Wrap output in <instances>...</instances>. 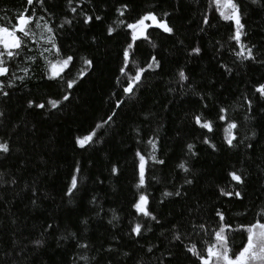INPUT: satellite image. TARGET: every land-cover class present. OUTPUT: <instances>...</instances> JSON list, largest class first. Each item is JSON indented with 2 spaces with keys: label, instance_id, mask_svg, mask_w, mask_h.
<instances>
[{
  "label": "trees",
  "instance_id": "obj_1",
  "mask_svg": "<svg viewBox=\"0 0 264 264\" xmlns=\"http://www.w3.org/2000/svg\"><path fill=\"white\" fill-rule=\"evenodd\" d=\"M235 2L242 10L246 33L242 42L255 46L257 62H233L235 42L229 37L234 26L219 17L210 0H73L76 14L69 11L67 0H45L43 8L34 0L30 11L56 27L58 46L74 57L62 73L74 81V88L67 89L66 81L47 79V66L39 58L42 44L31 46L33 50L12 65L16 77H24V69H29L23 82L0 78V83L15 85L4 89L10 97L0 96V142L11 146L6 158L0 156V173L4 174L0 181V264H85L82 253L94 256L95 264H199L185 248L196 244L203 250L213 241L219 222L216 209L230 225L226 235L233 251L246 242L241 225L264 217V102L255 92L258 83H264V64L259 63L264 59V0ZM122 4L128 10L119 17L116 9ZM24 7L26 0H0V25L14 23ZM147 11L158 16L169 13L163 18L174 35L150 29L156 47L137 42L126 72L134 75L139 67L145 72L133 95L125 96L122 88L127 79L119 69L127 29L116 21L119 17L132 22ZM80 12L102 19L84 25ZM205 16L211 26L203 23ZM65 19L72 24L59 28ZM108 27L115 29L112 36L107 34ZM196 47L201 49L199 55L192 51ZM27 56L37 59L33 63ZM152 56L161 61V68H148ZM81 57L93 60L94 67L84 66ZM221 64L231 68V74ZM180 70L189 76L188 81H179ZM65 93L69 101L62 99ZM245 98L252 101L251 113ZM30 99L46 107L29 109ZM48 99H59L60 107L51 109ZM221 107L227 109L225 121L218 119ZM197 114L213 123L212 133L195 125ZM246 115H250L248 120ZM108 116L113 119L105 123ZM228 122L238 124L234 134L237 140L243 139L234 149L225 142ZM93 129L97 137L92 144L85 149L75 145L78 136ZM204 138L217 150L204 144ZM149 140L156 143L155 151ZM188 144L194 145L196 156L188 154ZM249 144L252 147H246ZM136 151L148 161L144 189L137 188ZM150 155L165 164H154ZM181 162L190 169L188 173L177 167ZM230 170L244 174L243 187L227 176ZM73 175L78 186L69 197L65 192ZM185 177L192 180L191 185ZM237 187L242 199L220 195L221 189ZM177 189L181 196H163ZM141 192L149 197L160 224L136 215L132 205ZM114 214L117 219L110 224ZM137 222L142 237L130 232ZM49 224L53 227L48 228ZM173 224L179 227L182 242L169 243L168 229ZM70 232L89 245L87 250L78 249L75 240L61 239ZM36 240L42 241L40 247L34 244Z\"/></svg>",
  "mask_w": 264,
  "mask_h": 264
},
{
  "label": "snow or ice",
  "instance_id": "obj_2",
  "mask_svg": "<svg viewBox=\"0 0 264 264\" xmlns=\"http://www.w3.org/2000/svg\"><path fill=\"white\" fill-rule=\"evenodd\" d=\"M37 2L43 8L45 0H37ZM253 4H256L258 0H251ZM67 4L70 6L69 11L71 13L76 14L78 12L77 7L72 6L73 0H67ZM210 4L215 5V10L218 13L219 17L226 22H231L234 26V32L230 35L229 39L234 41L235 44L232 46V51L234 52V63H239L244 65L246 62H257L258 57L255 54L254 48L255 46H249L242 42V37L246 35L244 32V25L241 23L242 18V10L240 5L235 2V0H210ZM27 7H24L22 11L16 13L15 22H10L5 25H0V78L10 77L11 79H19L21 82L24 81L25 77L28 75L29 69L26 67L24 69V77H16L13 74L12 65L18 60L23 58L27 52H31L33 49L31 46L42 44L44 47L41 50L40 57L44 60L47 66V72L45 73L46 77L50 81L59 80L61 83L66 81V88L73 89L74 81L71 79H67L62 73H64L65 69H68L70 65L73 64L74 57L73 55H66L63 53L61 47L57 44V35H56V27L50 26L49 22L45 19L43 15L36 18L35 11H30L31 7L34 5V0H26ZM128 10L127 4H122L116 11L119 13V17H123L125 11ZM81 18V22L84 25H89L95 21H101L102 17L98 14L89 15L85 12L78 13ZM169 13L164 12L162 16H158L153 11H147L146 13H142L137 16L132 22H125V20L117 18L116 23L118 25H123L126 29V39L125 46L122 48V66L119 69L121 77H125L127 79L126 86L122 88V92L125 96H132L134 89L142 84V76L145 72L143 67H139L135 70L134 75L129 76L126 69H128L130 61L136 54V51L139 47V41H146L155 48L156 44L151 40V32L150 29H159L163 33L168 35H174V29L170 26L169 21L165 20L163 17L168 16ZM203 23L205 25H210L209 19L207 16L203 18ZM71 19H65L64 23L59 25L58 27L63 29L65 25H71ZM113 27L107 28L108 36H112L114 32ZM192 51L197 55L200 54L201 49L199 47L193 48ZM47 54V55H45ZM51 57V59L49 58ZM36 57L27 56V60L31 62L36 61ZM83 65L87 68H93L94 62L91 59L81 57ZM259 63L264 64V59H260ZM18 67V65H17ZM161 68V61L156 57H151V62L148 63V68ZM220 67L225 68V71L228 74H231L232 69L227 67L224 64H221ZM85 72L81 70L79 72V76L83 78ZM179 81L184 82L188 81L190 78L186 75L184 70H180L178 73ZM117 83H120V79L118 78ZM15 85L8 83L7 85L0 83V96L2 97H10V92L4 90L5 87H14ZM255 92L259 94L258 99L261 102H264V83H258L255 87ZM64 101H69V94L65 93L62 96ZM203 99V97H201ZM123 101L117 103V107H120ZM245 103L247 105V111L251 113L252 109V101L251 99L245 98ZM47 106L51 109H56L60 107L59 99H48ZM27 107L29 109H41L43 110L46 107L45 103H36L34 100L27 101ZM207 107V105H205ZM227 109L221 107L218 110V119L220 121L226 120ZM3 113H0L2 116ZM115 115V113L113 114ZM250 115L245 116V120H248ZM113 116H108V121H111ZM194 123L201 129L206 130L208 133H212L214 131L213 123L207 120H203L202 116L197 114L193 117ZM96 129L100 128V125L97 124ZM234 130H238V124L236 122H228L227 127L224 128L225 133V142L230 149H234L243 144V139L237 140V134H234ZM255 133L253 132V136ZM97 137V132L95 129L90 131L88 134L83 136H78L75 139V145L80 149H85L88 145L94 142V138ZM236 141V143H234ZM139 142V141H137ZM204 144H208L212 147L213 151H216L215 145H211L207 138H204L202 141ZM149 144L153 151L156 150L157 145L154 141L149 140ZM246 147H252L251 144L246 145ZM194 145L188 144L187 150L190 156H196L197 153L193 151ZM11 153L10 143L7 141L0 142V156L7 157ZM135 157L138 159L137 164V172H138V189H144L146 183V168L148 161L145 156L141 154V151H136ZM154 164L164 165L165 160L158 158L155 155H150L149 157ZM177 167L183 170L185 173H188L190 169L186 167L185 162H181L177 165ZM80 168H76V172H79ZM111 171L115 174L117 169L113 167ZM3 173H0V181H2ZM227 176L230 177L231 181L235 182V184L239 187H243L245 183V176L242 172H238L236 170H230L227 173ZM10 183L15 184V180H11ZM185 183L191 185L192 180L187 179L185 177ZM78 179L76 175L71 177L70 186L67 187L65 192L66 196L71 197L74 195L75 190H77ZM239 187L234 188L232 191H225L221 189V196H234L236 199H242V193L239 190ZM35 195V191L33 192ZM182 195V192L177 189L175 191H165L163 192L164 197H179ZM32 203L35 205L36 200H33ZM163 203V201H161ZM132 207L135 210L136 215L144 218L145 222H155L156 224H160L161 221L158 219V216L153 214L149 197L141 192L138 195V198L133 203ZM215 214L219 217V222L217 226V230L212 234L214 239L212 242H209L208 245L203 249H198L196 244H192L185 248L187 253H190L192 257H194L199 264H264V217L261 219H256L254 222H250L248 225H241V229L244 233H246V242L242 243L241 247L233 251L232 246L229 244L228 237L226 235V230L230 228V225L225 223V216L219 210H215ZM117 217L115 214L112 217V220L109 221L110 224L115 221ZM53 225L49 224L48 228H52ZM195 227V225L193 226ZM201 229L205 226L203 224L199 225ZM148 231H151L152 228L149 226ZM168 231L171 232L172 238L169 243L182 242V235L180 234L179 227L173 224ZM130 232L137 237H142V226L141 223L137 222L134 226L131 227ZM61 239H72L76 241L75 246L78 249H85L89 247L87 243H82L78 236L74 233H68L67 237H61ZM34 244L37 247L42 245L41 240L34 241ZM108 251H111L109 249ZM148 252H152V248L148 249ZM126 256L127 253H124ZM80 259L85 261V264H95L96 258L87 257L83 255L80 256ZM163 264V262H161Z\"/></svg>",
  "mask_w": 264,
  "mask_h": 264
}]
</instances>
